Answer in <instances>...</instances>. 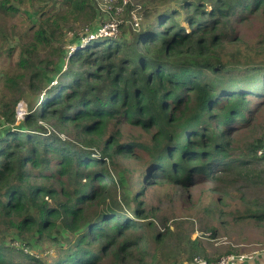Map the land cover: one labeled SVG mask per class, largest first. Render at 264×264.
I'll return each mask as SVG.
<instances>
[{
    "label": "trees",
    "instance_id": "16d2710c",
    "mask_svg": "<svg viewBox=\"0 0 264 264\" xmlns=\"http://www.w3.org/2000/svg\"><path fill=\"white\" fill-rule=\"evenodd\" d=\"M48 1L0 0V16L15 14L22 4L43 6L32 41L20 44L21 73L0 70V92L7 91L0 97L4 126L0 130V264H20L11 255L14 246L6 244L9 235L25 244L34 239L58 244L53 262L19 250L29 259L27 264H103L105 255L113 257L110 264H125L130 257L140 264H150V259L162 263L148 247L151 239L160 246L165 231L154 230L150 221L138 225L136 219L148 214L142 207V192H134L137 181L132 177V190L114 196L109 165H114L116 156L139 158L131 154L139 149L149 156L144 162L149 168L139 172L149 184L167 181L190 186L232 171L243 179L249 177L244 171L251 162L264 159L256 152L262 139L251 144L252 155L243 152L230 159L234 149L228 147V138L243 123L249 106L264 102V28L256 45L245 50L228 51L225 45L240 44L239 24L264 17V0H183L189 32L175 19L179 11L174 10V15L158 18L156 23L163 20L159 25H149L132 41L110 37L89 41L71 57L83 69L65 75L68 83L64 80L40 110L30 111L20 124L16 104L24 94V73L28 87L40 92L47 72L41 67L44 59L36 60L63 31L62 25L67 20L100 19L93 0H63L67 6L63 13L48 9ZM221 51L230 56L224 59ZM41 119L71 128L83 145L98 148L103 142V153L95 156L92 148H72L47 132ZM111 123L115 129L109 133ZM124 123L151 132L150 141L122 140ZM120 170L124 189L130 170ZM261 172L255 169L252 175ZM248 207L250 218L264 221V208ZM150 226L148 234L144 228ZM132 248H137V255Z\"/></svg>",
    "mask_w": 264,
    "mask_h": 264
},
{
    "label": "rangeland",
    "instance_id": "374dc122",
    "mask_svg": "<svg viewBox=\"0 0 264 264\" xmlns=\"http://www.w3.org/2000/svg\"><path fill=\"white\" fill-rule=\"evenodd\" d=\"M62 1L53 0L52 2V0H49L46 3L47 8L52 9L54 7L55 10L63 13L67 6ZM132 1L134 4L139 3L143 6L139 14L142 17L139 29L135 27L131 18V10L134 5H128L118 15L121 24L116 36H98L99 27L107 23L111 18V15L101 13L99 10L100 16L98 18L100 19L94 20L98 24L94 25V21L83 22L79 19L77 21L67 20L68 23L62 25L63 31L59 30L56 33L54 41L40 52V58L36 60L38 63L39 59H44L41 67L47 72L42 90L34 93L28 87L27 79L24 81V78H27V73H24V77L21 78L24 94L22 93L17 99V104L20 101L24 102L25 114L21 119H25L32 110L39 111L47 98L56 92L57 86L59 87L66 79L65 75L73 73L70 71L77 70L78 67L82 68V66L71 60V57L74 52L84 48L91 40L128 39L132 41L134 36L145 32V28L149 25H154L158 18L163 15H166V17L174 15V10L179 11L175 19L186 27V31H191L189 23L185 21V11L182 7L183 0ZM41 4V2L22 4L15 14L9 12L5 16H0L1 72L6 71L14 75L21 73L22 68L18 65L21 53L20 44L21 42L29 44L32 41L42 13L41 9L43 6ZM209 8L211 9L210 6ZM161 19L159 20L163 21ZM159 20L156 26L159 25ZM143 23L145 25L140 30ZM237 27H239L238 34L242 41H239V45L228 42L225 45L228 51L235 50L238 47L245 50L248 48L247 45H256L264 28V17L259 16L255 20L245 22L242 26L239 24ZM220 55L224 59L230 56L227 51H221ZM65 83H68V81L65 80L63 84ZM4 94H7V91L0 92V97H3ZM247 113L243 123H240L234 134L228 138V147L234 149V151H231L230 159L241 157L243 152L252 155L250 151L251 144L262 139L264 135V102L250 105ZM2 117L0 116V121H2ZM40 122L46 131L48 130L47 132L55 133L60 138L65 139L71 143L72 148H84V146L92 148L95 156H100L103 153V142L98 148L86 146L83 145L81 139L78 138L75 131L71 128H61L58 122L54 120L41 119ZM19 123L21 124L23 121L21 120ZM19 123L16 122L15 125H19ZM213 124L218 125L219 123L214 120ZM114 129V123L108 125L109 133L114 131ZM109 133L103 136L102 141L107 138ZM122 135V140L134 138L146 143L152 137L151 132L132 127L129 123H124ZM131 154L137 155L139 158L130 157L126 159L122 156H116L113 157L114 165H109L113 176L111 181L115 184L113 194L121 197L123 191L129 193L132 190L130 188L132 186V177L133 180L137 181L136 185L134 184V192H142L139 196L143 203L142 207H146L144 209L148 215L146 219H136V222L138 225L149 221L153 222L154 226L152 228L154 230L165 231L166 233V238L160 246H157L154 239L150 241L148 249L156 256L159 255L158 261L160 259L162 262H156L155 264H189L188 261L197 256L204 261L211 260L207 261L210 264L226 255L235 257L234 262L231 264H246L250 259H260L258 264H264V221L250 218L246 210L247 206L253 208L252 206L260 205L261 208H264V159H255L251 162L244 171L248 172L246 174L249 177L244 179L237 174V171H232L226 173L218 172L221 175L217 180L204 178L195 181L190 186L168 184L167 181L153 185L143 182L145 177L139 173L142 167L149 168V165H144V162L149 159L148 154L139 149L136 152L132 151ZM125 167L130 172L125 176V178H128V182L123 189V185L120 184L119 173L121 172L120 169ZM255 169L262 172L258 173L257 176L252 175V171ZM111 181H107V184L113 186ZM101 183L106 184L103 181ZM95 184L100 187V183L95 182ZM141 184L143 186H140ZM168 227H170V231H168ZM150 230L151 226L147 227V229L144 228V231L148 234ZM65 235L70 236V233H65ZM5 239L7 245L11 244L16 249L11 255L20 264H27L29 259L20 255L19 250H24V252L35 256H43V259L47 262H53L59 253L58 244L54 241L34 239L32 244H25L22 243V240L13 241L10 235ZM193 244L195 245L194 247H192ZM130 251L137 255V248H132ZM112 260L113 257L111 255H105L102 263L110 264ZM240 260H244V262L242 263ZM150 261V264L154 263L152 259ZM125 264H140V262L137 258L130 257Z\"/></svg>",
    "mask_w": 264,
    "mask_h": 264
},
{
    "label": "built area",
    "instance_id": "2783aa9c",
    "mask_svg": "<svg viewBox=\"0 0 264 264\" xmlns=\"http://www.w3.org/2000/svg\"><path fill=\"white\" fill-rule=\"evenodd\" d=\"M96 5V8L101 13H107L111 15V18L105 23L101 25L98 29L99 33L98 36H116L118 34L121 20L118 19V15L121 14L128 5H134V8L131 10L132 13V22L137 27L140 28L142 17L139 15L143 9L142 4H134L132 0H93ZM24 102L20 101L16 107V118L17 121L23 120L21 118L24 117L25 108ZM3 122L0 121V130L3 129ZM257 156L264 158V135L262 136V145L257 149ZM17 242V240H15ZM21 246V244H20ZM243 257V255H241ZM40 257V256H38ZM235 257L233 255H226L221 257L216 262H212V264H229ZM189 264H206L203 259L197 257L194 258L192 263Z\"/></svg>",
    "mask_w": 264,
    "mask_h": 264
},
{
    "label": "crops",
    "instance_id": "0c3cea01",
    "mask_svg": "<svg viewBox=\"0 0 264 264\" xmlns=\"http://www.w3.org/2000/svg\"><path fill=\"white\" fill-rule=\"evenodd\" d=\"M235 259H233L229 264L233 263ZM245 260V259H244ZM244 260H240L242 263L244 262ZM239 261V262H240ZM260 261V259H250L249 261H247L246 264H258V262ZM235 264V263H234Z\"/></svg>",
    "mask_w": 264,
    "mask_h": 264
},
{
    "label": "bare ground",
    "instance_id": "6f19581e",
    "mask_svg": "<svg viewBox=\"0 0 264 264\" xmlns=\"http://www.w3.org/2000/svg\"><path fill=\"white\" fill-rule=\"evenodd\" d=\"M251 109H253V108H251ZM154 111V110H153ZM183 111V110H182ZM184 113V112H183ZM255 113V112H254ZM239 117V116H238ZM232 123V122H231ZM252 151V150H251ZM257 152V151H256ZM239 155V154H238ZM242 156V155H241ZM254 160V159H253ZM257 168V167H256ZM245 174V173H244ZM186 181V180H185ZM176 188V187H175ZM241 189V188H240ZM178 190V189H177ZM184 191V190H183ZM178 197H179V195H178ZM240 199V198H239ZM258 200V199H257ZM234 201V200H233ZM257 202V201H256ZM259 203V202H258ZM242 204V203H241ZM253 207H255V206H253ZM146 208V207H145ZM248 208H250V207H248ZM217 209V208H216ZM224 210V209H223ZM221 211V210H220ZM219 211V212H220ZM228 213V212H227ZM234 214V213H233ZM247 217V216H246ZM178 230V229H177ZM210 231V230H209ZM247 253V252H246ZM253 255V254H252Z\"/></svg>",
    "mask_w": 264,
    "mask_h": 264
}]
</instances>
